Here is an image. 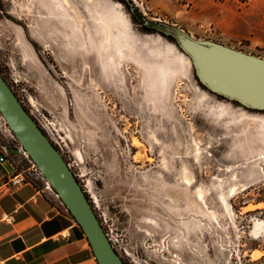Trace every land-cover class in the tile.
I'll list each match as a JSON object with an SVG mask.
<instances>
[{"label":"rangeland","instance_id":"rangeland-1","mask_svg":"<svg viewBox=\"0 0 264 264\" xmlns=\"http://www.w3.org/2000/svg\"><path fill=\"white\" fill-rule=\"evenodd\" d=\"M133 2L149 19L264 56V0ZM171 39L120 0H0V69L121 256L264 264V110L210 92ZM6 123L0 113L3 144Z\"/></svg>","mask_w":264,"mask_h":264},{"label":"water","instance_id":"water-1","mask_svg":"<svg viewBox=\"0 0 264 264\" xmlns=\"http://www.w3.org/2000/svg\"><path fill=\"white\" fill-rule=\"evenodd\" d=\"M127 7L134 12V3H127ZM143 21L149 24L150 19L145 16ZM166 32L173 35L171 40L190 58L199 81L208 90L236 100L247 108L264 110V56L212 39L196 38L179 28H166ZM236 81L243 86H233ZM0 113L83 228L99 264H126L69 162L1 72Z\"/></svg>","mask_w":264,"mask_h":264},{"label":"crops","instance_id":"crops-1","mask_svg":"<svg viewBox=\"0 0 264 264\" xmlns=\"http://www.w3.org/2000/svg\"><path fill=\"white\" fill-rule=\"evenodd\" d=\"M0 159V264H99L83 228L11 139ZM25 174L27 181L14 185ZM5 214H13L9 221Z\"/></svg>","mask_w":264,"mask_h":264},{"label":"trees","instance_id":"trees-1","mask_svg":"<svg viewBox=\"0 0 264 264\" xmlns=\"http://www.w3.org/2000/svg\"><path fill=\"white\" fill-rule=\"evenodd\" d=\"M122 1L123 3H125L127 5V3H134L133 0H120ZM133 17L135 19H139L141 20L142 22V26L144 27L145 30L147 31H154V32H158V33H163L165 34L166 36L170 37V38H173V35L172 34H168L166 32V28H179V26L175 25V24H172V23H168V22H165V21H159V20H152L150 19V22L149 24H144V21H143V18L145 17L139 10L138 8L135 7V10L134 12H131ZM0 72L1 74L4 76V78L7 80V82L10 84V86L13 88V86L11 85V83L9 82V80L7 79V77L5 76V74L3 73V71L0 69ZM13 90L15 91V93L17 94V96L19 97V99L22 101L21 97L18 95L17 91L13 88ZM23 102V101H22ZM24 104V103H23ZM25 106V104H24ZM26 107V106H25ZM26 109L29 111V109L26 107ZM30 112V111H29ZM33 116V115H32ZM34 117V116H33ZM35 118V117H34ZM36 119V118H35ZM38 122V121H37ZM40 125V124H39ZM41 126V125H40ZM44 130V129H43ZM44 132L46 133V131L44 130ZM47 134V133H46ZM48 135V134H47ZM49 136V135H48ZM52 140V139H51ZM52 142L54 143V141L52 140ZM55 146L61 151V149L58 147V145L56 143H54ZM62 152V151H61ZM63 154V153H62ZM64 155V154H63ZM65 159L68 161V159L66 158V156L64 155ZM69 162V161H68ZM77 176V175H76ZM78 178V176H77ZM79 180V178H78ZM80 181V180H79ZM81 183V182H80ZM82 185V184H81ZM83 186V185H82ZM84 188V187H83ZM87 193V192H86ZM88 197H89V194L87 193ZM92 205H93V202L91 200V198L89 197ZM94 206V205H93ZM95 208V207H94ZM81 226V225H80ZM123 258V257H122ZM123 260L125 261L126 264H129L124 258Z\"/></svg>","mask_w":264,"mask_h":264},{"label":"built area","instance_id":"built-area-1","mask_svg":"<svg viewBox=\"0 0 264 264\" xmlns=\"http://www.w3.org/2000/svg\"><path fill=\"white\" fill-rule=\"evenodd\" d=\"M7 125V123H6ZM7 130H8V135L11 137L13 143H14V146L13 148L20 154L26 156L32 166L38 171V173L42 174L44 176V174L42 173V171L39 169V167L37 166V164L32 160L30 154L27 152V150L23 147L22 143L19 141V139L17 138V136L14 134V132L12 131V129L9 127V125H7ZM9 148L7 147L6 144H3V143H0V159L1 160H5V157L2 156V152H8ZM45 177V176H44ZM47 180V178H46ZM27 181V178L25 176V174L23 173H19L17 174L14 178H13V181L12 183L14 185H19V184H23ZM47 187L49 188H53L52 185L50 184V182L47 180ZM58 194V193H57ZM5 218L9 221H13L15 219L14 215L13 214H5Z\"/></svg>","mask_w":264,"mask_h":264},{"label":"bare ground","instance_id":"bare-ground-1","mask_svg":"<svg viewBox=\"0 0 264 264\" xmlns=\"http://www.w3.org/2000/svg\"><path fill=\"white\" fill-rule=\"evenodd\" d=\"M47 19H48L47 22H52V20L50 19V17H47ZM52 23L55 24V22H52ZM99 50H101V49H98L97 51H99ZM105 56L106 55L104 54V52H100L99 51L98 53L94 54L91 59H93L95 65H96L97 64V61H99L100 59L104 58ZM88 59H90V58L88 57Z\"/></svg>","mask_w":264,"mask_h":264},{"label":"flooded vegetation","instance_id":"flooded-vegetation-1","mask_svg":"<svg viewBox=\"0 0 264 264\" xmlns=\"http://www.w3.org/2000/svg\"><path fill=\"white\" fill-rule=\"evenodd\" d=\"M204 87L206 88V86H204ZM209 91H210V90H209ZM210 92H212V91H210ZM212 93H214V94L217 95L218 97L223 98V99H225V100H227V101L234 102V103H237V104H241L240 102H238V101H236V100H231V99H229V98H225L224 96L219 95V94H217V93H215V92H212ZM246 108H247V107H246ZM250 109H253V108H250ZM253 110L261 111V110H259V109H253Z\"/></svg>","mask_w":264,"mask_h":264}]
</instances>
